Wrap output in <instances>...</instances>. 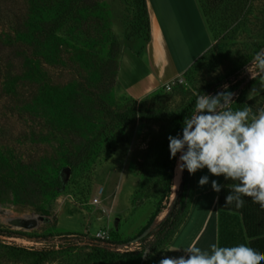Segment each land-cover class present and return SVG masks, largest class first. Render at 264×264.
I'll return each instance as SVG.
<instances>
[{
	"label": "rangeland",
	"instance_id": "rangeland-1",
	"mask_svg": "<svg viewBox=\"0 0 264 264\" xmlns=\"http://www.w3.org/2000/svg\"><path fill=\"white\" fill-rule=\"evenodd\" d=\"M33 1L45 7V23H52L46 36L37 39L36 31L14 35L10 24L0 22V39L13 37L8 67L0 64V229L14 232L0 234V264H34L36 258L21 249L44 251L39 264H133L122 252L96 257L83 236L105 228L116 240H132L155 228L173 200L172 182L164 195L158 166L168 127L142 117L140 110L177 111L242 62L238 88L246 85L245 100L257 98L253 112L264 108V76L250 82L259 74L251 67L254 57L264 51L257 49L264 42V0H195L210 46L168 88L164 83L140 99L124 94L115 75L122 45L145 39L143 0ZM31 4L0 0V7L16 12ZM58 15L66 21L54 22ZM7 52L2 49L0 56ZM81 80L86 81L84 89L76 86ZM245 198V209L264 232V210ZM64 199L73 204L58 205ZM244 206L234 210L238 215L230 212L228 225H223V237L232 246L248 245ZM88 212L94 217L83 230ZM14 217H34L37 223L18 228L8 222ZM164 245L147 264H159Z\"/></svg>",
	"mask_w": 264,
	"mask_h": 264
},
{
	"label": "clouds",
	"instance_id": "clouds-1",
	"mask_svg": "<svg viewBox=\"0 0 264 264\" xmlns=\"http://www.w3.org/2000/svg\"><path fill=\"white\" fill-rule=\"evenodd\" d=\"M253 66L264 73V51L256 54ZM227 87L215 95L197 96L192 114L184 118L182 135L168 137L170 158L176 159L179 153L178 178L185 169L194 175L206 168L212 176L231 181L226 186L224 207L234 204L237 209L242 208L247 197L264 210V108L253 112L251 106L244 105L234 110V94ZM255 91L253 88L249 95ZM208 183L207 175L199 180L201 187ZM224 187L211 181L216 193ZM176 251H183L184 255L165 256L159 264H264V253L246 244L213 243L206 250L189 245Z\"/></svg>",
	"mask_w": 264,
	"mask_h": 264
},
{
	"label": "crops",
	"instance_id": "crops-1",
	"mask_svg": "<svg viewBox=\"0 0 264 264\" xmlns=\"http://www.w3.org/2000/svg\"><path fill=\"white\" fill-rule=\"evenodd\" d=\"M143 3L146 37L141 42L123 44L117 56L116 84L132 99H140L180 76L206 51L211 42L195 0H143ZM168 26L171 27L169 35L166 33ZM187 49L192 51L188 56L187 52L182 51ZM205 175L209 177V183L201 187L199 180ZM212 180L225 185L221 192V204L217 200L219 193L211 188ZM227 185L228 181L223 176H212L206 168L192 175L191 196L186 212L165 243L161 259L165 252L169 257L184 255L183 251L176 250L189 245L206 250L209 245L218 244L224 231L223 225L229 222V213L238 215L234 211L237 209L234 204L224 207ZM66 201L72 203L64 199L58 205ZM88 213V226L83 230H87L94 217L91 212ZM225 229H229L231 234V227ZM245 239L250 240L247 236Z\"/></svg>",
	"mask_w": 264,
	"mask_h": 264
},
{
	"label": "trees",
	"instance_id": "trees-1",
	"mask_svg": "<svg viewBox=\"0 0 264 264\" xmlns=\"http://www.w3.org/2000/svg\"><path fill=\"white\" fill-rule=\"evenodd\" d=\"M31 3H32L31 6L30 7L28 6L27 9H25L26 11L23 12L21 11L16 12L8 7H0V22H3L4 24H10L14 35L17 34L18 36L26 37L31 35L32 31L33 32L36 31L37 32L36 38L39 39L46 36L49 33L50 29H52V23L49 25L45 23V19L43 18L44 16L42 15V11L43 12L45 11V7L41 3L39 2L37 3L33 0H31ZM58 20L65 22L66 18L64 15L63 16L58 15L55 17L54 22H57ZM29 28L31 29V31L29 30ZM145 28H147L146 18H145ZM11 41H13V37L9 35H5V38L2 40L0 39V53L2 49L8 50L6 55H4L3 57L0 56V64L6 67H8V64L6 63L9 62L8 54L10 53V48L12 50L11 47L12 44H10ZM263 44L264 42L261 43L260 46L257 47V49L262 47ZM256 52L257 50H255L252 53L254 54ZM253 54H249L247 58H250ZM245 61L246 60H244V62ZM242 65L243 62L237 67L232 68L223 77L219 78L212 84L206 85L205 87L199 89L197 91V95L191 97L177 111H162L156 108L140 110V114L142 115V117H147L154 121L164 122L168 127L167 131L165 132L162 138L163 155L158 165L160 170L159 177L163 185L164 195L165 193L167 194L169 191V182L170 180L172 182L174 176V169L177 163L176 159L170 158L168 137L169 136L175 137L177 135H182L184 118L192 114L197 96L200 94L211 95L212 92H215L216 88L227 85L228 91L230 92L234 91V95H233L234 104L231 105V107L234 110L242 108L244 105L251 106V104L254 101H256L257 99L256 97H252L249 98L248 100H245L243 90L246 88V85H244L242 88H238V83L235 81ZM263 76L264 73L259 72L257 76H254L253 78L250 79V82H253L254 80L261 78ZM82 80L78 82H82ZM112 81L113 79H111L110 84H112ZM84 83H86V81L82 82L81 85L80 83H77L76 85L77 88L82 89L83 87L84 89V85H85ZM133 115L134 113L132 111V117ZM56 183H57L56 185L58 186L59 185L58 180H56ZM191 187H192V175H190L185 169V171L182 174H180V179L177 189L175 191V195L165 216L157 224L155 228L151 229L150 231H147L139 238V241L141 242L144 239H146L149 235H151L148 241L145 244L139 246V248H136V250L134 249L132 251L122 252L120 254L123 257L133 261V264H147L150 258H152L153 253L159 247H161L167 242V240L172 235L179 222L182 220L191 196ZM223 190L224 189H222L221 192ZM221 192L219 193L218 196L219 197L218 203L220 204L222 202ZM74 202H77V200L75 199ZM247 211L248 209L244 208L243 216L245 220L244 222V228L246 230L245 234L247 237L250 238V240L248 241V246L264 253V236H260L261 234H264V232L261 228L257 227V223L255 219L254 218L251 219L249 212ZM0 234H14V232L8 230L4 231L0 229ZM74 234L81 235L78 232ZM127 241L129 240H125L124 242ZM218 244L220 246H232L231 242H228V240L225 237H223V234H221L220 238L218 239ZM20 251L25 253H31L36 258L34 259V264H39L40 261L46 256L44 251L28 252L23 249H21ZM93 252L96 257L103 259L117 256V252L109 250L103 246H99L97 244H93Z\"/></svg>",
	"mask_w": 264,
	"mask_h": 264
},
{
	"label": "built area",
	"instance_id": "built-area-1",
	"mask_svg": "<svg viewBox=\"0 0 264 264\" xmlns=\"http://www.w3.org/2000/svg\"><path fill=\"white\" fill-rule=\"evenodd\" d=\"M173 80L166 82L165 87L168 88V85L170 82H172ZM98 199L97 197H93L92 198V202L93 203H97ZM72 235V234H69ZM76 235V234H75ZM84 240H88L84 241V243L86 244H97L99 246H103L109 250L115 251V252H127V251H132L136 248L139 247L140 245V241H133V240H129L127 242H121L119 240H116L114 238H112L111 234L109 233V231L105 228H98L96 229L94 232H92L91 234H89V236H83ZM8 241H22L21 237L18 238L17 236H13V237H5ZM82 243V242H80Z\"/></svg>",
	"mask_w": 264,
	"mask_h": 264
},
{
	"label": "water",
	"instance_id": "water-1",
	"mask_svg": "<svg viewBox=\"0 0 264 264\" xmlns=\"http://www.w3.org/2000/svg\"><path fill=\"white\" fill-rule=\"evenodd\" d=\"M262 48H264V44H263ZM8 222H9L10 225L18 227V228L30 229V228H33L36 225L37 220L34 217H27V218L14 217V218L9 219ZM141 236L142 235L137 236V237L133 238L132 240L133 241H137V240H139V238Z\"/></svg>",
	"mask_w": 264,
	"mask_h": 264
},
{
	"label": "bare ground",
	"instance_id": "bare-ground-1",
	"mask_svg": "<svg viewBox=\"0 0 264 264\" xmlns=\"http://www.w3.org/2000/svg\"><path fill=\"white\" fill-rule=\"evenodd\" d=\"M177 165V164H176ZM179 179H180V176L179 178L177 177V171H176V166H175V169H174V176H173V179H172V191L173 193L175 192L176 190V187L179 183Z\"/></svg>",
	"mask_w": 264,
	"mask_h": 264
}]
</instances>
